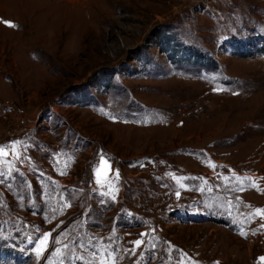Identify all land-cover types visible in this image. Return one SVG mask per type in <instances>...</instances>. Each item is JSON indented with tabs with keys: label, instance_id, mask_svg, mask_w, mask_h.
<instances>
[{
	"label": "rangeland",
	"instance_id": "374dc122",
	"mask_svg": "<svg viewBox=\"0 0 264 264\" xmlns=\"http://www.w3.org/2000/svg\"><path fill=\"white\" fill-rule=\"evenodd\" d=\"M0 149V264H264V0H0Z\"/></svg>",
	"mask_w": 264,
	"mask_h": 264
},
{
	"label": "snow or ice",
	"instance_id": "6c2138e0",
	"mask_svg": "<svg viewBox=\"0 0 264 264\" xmlns=\"http://www.w3.org/2000/svg\"><path fill=\"white\" fill-rule=\"evenodd\" d=\"M7 23L9 24V26H13L14 27V25H12L10 22H7ZM0 155H7V153L3 152V150L0 149ZM102 162H106V161H104V158H102ZM117 175H118V173H117ZM97 182L99 183V181H97ZM47 239H48V234H45V236H44L43 240L41 241V243L43 244L44 241H46ZM136 243H137V245H139L140 241H137ZM261 259L264 260V257H262Z\"/></svg>",
	"mask_w": 264,
	"mask_h": 264
}]
</instances>
